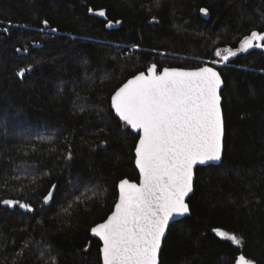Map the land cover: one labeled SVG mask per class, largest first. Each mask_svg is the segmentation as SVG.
<instances>
[{
  "label": "trees",
  "instance_id": "trees-1",
  "mask_svg": "<svg viewBox=\"0 0 264 264\" xmlns=\"http://www.w3.org/2000/svg\"><path fill=\"white\" fill-rule=\"evenodd\" d=\"M254 30L264 0H0V201L31 205L0 203V264H102L91 228L139 179L138 136L111 96L153 63L211 64L224 80L222 162L196 170L160 264H264V51L215 64Z\"/></svg>",
  "mask_w": 264,
  "mask_h": 264
},
{
  "label": "snow or ice",
  "instance_id": "snow-or-ice-1",
  "mask_svg": "<svg viewBox=\"0 0 264 264\" xmlns=\"http://www.w3.org/2000/svg\"><path fill=\"white\" fill-rule=\"evenodd\" d=\"M200 11L208 14V9ZM98 15L104 17L106 13L101 10ZM43 23L47 25L48 21ZM253 47L264 49V32L252 31L237 50L226 49L222 59L228 61L239 51ZM215 55L221 56V52ZM24 74L25 69L18 72L21 77ZM222 83L220 73L213 67L158 71L152 64L147 74L138 73L111 96V106L125 125L142 133L135 148V163L142 179L138 185L120 181L115 211L91 229L103 241V264H160L162 239L169 221L190 211L185 198L193 191V168L222 160ZM52 198L51 191L44 197L45 201ZM0 203L31 210L30 204L18 200ZM216 231L237 245L241 243L234 234ZM19 255H23V248ZM238 264L253 262L241 255Z\"/></svg>",
  "mask_w": 264,
  "mask_h": 264
},
{
  "label": "water",
  "instance_id": "water-1",
  "mask_svg": "<svg viewBox=\"0 0 264 264\" xmlns=\"http://www.w3.org/2000/svg\"><path fill=\"white\" fill-rule=\"evenodd\" d=\"M207 15H208V14H207ZM207 15H205L204 13H202V16H203V17H206ZM252 49H254V50H259V51H263V50H264V49L256 48V47H253ZM243 53H248V50H247V51H243ZM153 64H154V63H153ZM151 65H152V64H151ZM151 65H150V66H151ZM155 65H156V64H155ZM204 66L213 67V68H215L216 71H218V72L220 73V71H219L215 66H213V65H211V64H205V65H203V66H201V67H204ZM165 68H175V69H181V70H186V71H193V70H196V69H197V68H194V69H186V68H178V67H165ZM198 68H200V67H198ZM157 69H158V71H160L158 66H157ZM142 72H145V74H147V70H146V71H142ZM139 73H140V72H139ZM136 75H137V74H136ZM220 75H221V73H220ZM19 77L22 78L23 76H22V77L19 76ZM133 77H134V76H133ZM133 77H130L129 79H131V78H133ZM129 79H128V80H129ZM221 79H222L223 83H222L221 88H220V90H219V91H220V95H221V92H222V90H223V88H224V80H223L222 76H221ZM128 80H127V81H128ZM127 81H126L125 83H127ZM123 84H124V83H123ZM123 84H122V85H123ZM122 85H121V86H122ZM121 86H120V87H121ZM113 94H114V93H113ZM222 102H223V99H222V96H221V109H222ZM111 108H112V106H111ZM112 110H113L115 116H116L120 121H122V120L120 119V117L116 114L114 108H112ZM222 113H223V109H222ZM223 116H224V113H223ZM122 122H123V121H122ZM224 122H225V121H224ZM128 127L130 128L131 132H133L135 135L138 136V141H137V144H136V146H137V145H138V142H139V138H140V136L142 135V133L136 131L135 129H132L131 126H128ZM224 138H225V134H224ZM223 144H224V140H223ZM135 148H136V147H135ZM223 154H224V147H223V152H222V159H223ZM134 156H135V160H136L135 150H134ZM135 160H134V163H135ZM221 162H222V160H221L220 162H209V163L204 164V165L197 164V165L193 168V191H192L191 193H189L188 196L185 198L186 203H188L189 198L193 195V192H194V183H195V179H196V170H197L199 167H206V166H209V165L217 166V165H220ZM135 168H136V170H137V172H138V175H139V179H138V181H131V180L127 179V178H126V179H123V180H128L129 183H135V184L138 185V184L141 182L142 177H141L140 170H139L138 166L136 165V163H135ZM121 181H122V180H121ZM119 184H120V182L118 183V198H117L116 203L119 202V196H120V188H119ZM116 203H115V205H116ZM115 205H114L113 211L109 214V216H111V214L115 211ZM188 205H189V203H188ZM22 208H23V207H22ZM189 209H190V206H189ZM23 210L25 211V210H27V209L23 208ZM189 215H190V211H189V213H186V214H184L183 216H176V217H174L173 220L169 221V227H170L171 224H173L174 222L180 221V220L184 219L185 217H187V216H189ZM109 216H108V217H109ZM108 217H107L104 221H102V222H100V223H98V224L104 223V222L108 219ZM98 224H97V225H98ZM97 225L93 226L92 228L96 227ZM169 227H168V229H167L166 232H165V237L162 239L161 251H162V249H163L164 241H165V238H166V236H167V234H168ZM92 228H91V229H92ZM90 233H91V236H92L93 238H96L97 240L100 241V243H101L100 251H101V249L103 248V241L100 239V237L96 236V235H95L94 233H92L91 231H90ZM160 255H161V252H160ZM159 259H160V257H159ZM101 260H102V264H103L102 251H101ZM237 264H238V263H237Z\"/></svg>",
  "mask_w": 264,
  "mask_h": 264
},
{
  "label": "rangeland",
  "instance_id": "rangeland-1",
  "mask_svg": "<svg viewBox=\"0 0 264 264\" xmlns=\"http://www.w3.org/2000/svg\"><path fill=\"white\" fill-rule=\"evenodd\" d=\"M224 54H226L225 50L221 51V56H218V57H219V60H218L215 64H217V65H222V64H225L226 62H228V61L231 59V57H230L228 61H224V60L222 59V56H223Z\"/></svg>",
  "mask_w": 264,
  "mask_h": 264
},
{
  "label": "flooded vegetation",
  "instance_id": "flooded-vegetation-1",
  "mask_svg": "<svg viewBox=\"0 0 264 264\" xmlns=\"http://www.w3.org/2000/svg\"><path fill=\"white\" fill-rule=\"evenodd\" d=\"M237 50V49H236ZM254 49H249L248 50V52H251V51H253ZM233 51H235V50H233ZM256 51H259V50H256ZM264 51V50H263ZM243 51H239L238 53H237V55L239 54V53H242ZM233 57H235V56H233ZM233 57H231V58H233Z\"/></svg>",
  "mask_w": 264,
  "mask_h": 264
},
{
  "label": "bare ground",
  "instance_id": "bare-ground-1",
  "mask_svg": "<svg viewBox=\"0 0 264 264\" xmlns=\"http://www.w3.org/2000/svg\"><path fill=\"white\" fill-rule=\"evenodd\" d=\"M243 53V52H242Z\"/></svg>",
  "mask_w": 264,
  "mask_h": 264
}]
</instances>
